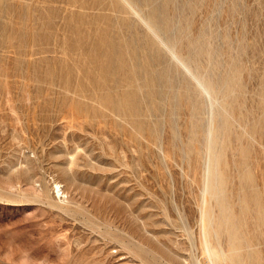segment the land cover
<instances>
[{
	"label": "bare ground",
	"instance_id": "6f19581e",
	"mask_svg": "<svg viewBox=\"0 0 264 264\" xmlns=\"http://www.w3.org/2000/svg\"><path fill=\"white\" fill-rule=\"evenodd\" d=\"M204 1L40 0L66 5L56 25L36 18L29 0H0V75L7 80L27 73L35 82L29 91L25 82L4 81L0 99L6 95L11 117L18 118L10 95L21 87L16 97L22 107L33 101L47 119L62 116L71 129L89 126L126 135L135 146L146 142L160 148L167 124V149L180 150L194 167L204 164L202 199L196 205L202 258L197 264H264V175L251 174L264 154V77L259 114L250 120L251 113L242 109L246 64L236 57L226 65L217 61L205 26L194 28ZM15 8L20 12L13 16ZM13 17L18 22L12 27L2 21ZM44 88L56 96L45 99ZM184 114L182 141L176 118ZM228 155L236 157L232 190ZM120 241L131 253L161 264L141 243Z\"/></svg>",
	"mask_w": 264,
	"mask_h": 264
},
{
	"label": "rangeland",
	"instance_id": "374dc122",
	"mask_svg": "<svg viewBox=\"0 0 264 264\" xmlns=\"http://www.w3.org/2000/svg\"><path fill=\"white\" fill-rule=\"evenodd\" d=\"M29 1L35 17L47 23L60 24L62 12L68 10L60 2ZM18 12L15 8L13 16ZM193 19L194 28L205 26L217 61L226 65L236 57L246 64L242 109L251 113L250 120L257 117L264 77V0H205ZM2 21L12 27L18 18ZM8 61L12 67L13 60ZM202 63L204 67L207 61ZM14 80L34 90L27 73L7 80L0 75V85ZM49 90L44 91L47 100L56 96ZM19 91L21 87L10 95L16 119L6 95L0 99V264H153L150 256L131 253L120 240L141 243L161 264L201 262L197 206L204 164L194 167L191 159L181 158L180 150L167 149V124L160 148L146 142L135 146L126 135L100 133L89 126L71 129L62 116L47 119L33 101L22 107ZM178 118L179 138L185 141L182 128L188 115ZM229 155L232 190L237 186L231 162L236 157ZM256 155L253 150L251 158ZM263 157L258 156L260 163L251 169L259 179L264 175Z\"/></svg>",
	"mask_w": 264,
	"mask_h": 264
}]
</instances>
